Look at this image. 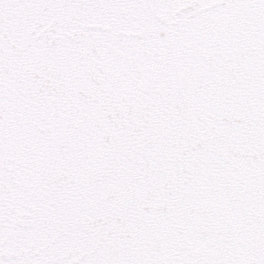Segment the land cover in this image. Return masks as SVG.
Wrapping results in <instances>:
<instances>
[{
    "label": "snow or ice",
    "instance_id": "6c2138e0",
    "mask_svg": "<svg viewBox=\"0 0 264 264\" xmlns=\"http://www.w3.org/2000/svg\"><path fill=\"white\" fill-rule=\"evenodd\" d=\"M0 264H264V0H0Z\"/></svg>",
    "mask_w": 264,
    "mask_h": 264
}]
</instances>
